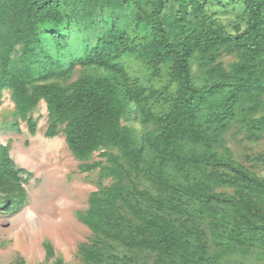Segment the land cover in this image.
Here are the masks:
<instances>
[{"label":"trees","instance_id":"trees-1","mask_svg":"<svg viewBox=\"0 0 264 264\" xmlns=\"http://www.w3.org/2000/svg\"><path fill=\"white\" fill-rule=\"evenodd\" d=\"M216 1L0 0V100L4 90L12 89L17 108L28 111L45 99L57 119L52 131L59 124L66 125L68 146L79 160L101 148H119L128 162H135V170L145 169L157 186L158 197L136 189L157 209L181 214L177 205L165 204L162 194L179 202L186 197L203 206H237L240 226L231 242L237 247L254 246L264 236V180L241 166L221 161L215 153L190 155L186 149L190 144L209 149L223 145L221 136L236 119L250 140L264 133V0H244L246 23L234 34L225 33L208 14ZM144 6L149 7L148 13ZM168 8L171 13H166ZM99 10L104 12L102 16L109 11L113 14L98 24ZM223 51L235 53L241 60L234 64L230 89L217 103L212 94L226 85L218 84L211 91L201 89L194 82L192 69L196 64L205 77L220 78L223 69L213 63ZM14 56L21 66L15 73L11 70ZM131 58L145 65L161 85L146 87L130 70ZM78 64L87 73L70 88L62 86ZM91 70L102 74L93 75ZM135 110L143 122L158 125L152 161L147 163L134 130L122 128L120 123ZM169 166L198 171L195 181L184 189L171 184ZM122 168L117 166L118 178L123 176ZM18 175L8 148L0 146V191L8 202L12 198L22 202L27 196ZM213 185L232 187L238 200L213 193ZM122 189L115 183L112 194L95 193L86 218L90 226L101 227L110 237L116 236L115 199ZM124 207L162 251L199 261L189 253L192 240L188 233L173 221L131 202H124ZM102 219L107 220L105 226ZM126 242L135 247L148 244L136 236ZM204 253L197 256L206 261Z\"/></svg>","mask_w":264,"mask_h":264},{"label":"rangeland","instance_id":"rangeland-1","mask_svg":"<svg viewBox=\"0 0 264 264\" xmlns=\"http://www.w3.org/2000/svg\"><path fill=\"white\" fill-rule=\"evenodd\" d=\"M244 8V0H217L207 11L225 33L234 34L238 29H244ZM143 11L148 13L149 7L144 6ZM171 12L170 8L166 10V13ZM103 13L98 11L101 15L96 20L98 24L109 20V15L113 14L109 11L102 16ZM134 25L135 22L130 27ZM2 45L3 42H0V49ZM17 57H13V73L21 67ZM240 60L239 55L223 51L213 63V66L223 69L220 78L216 75L205 77L194 64L192 74L195 84L206 91H211L218 84L226 85L212 94L213 102L218 103L230 89L228 83L232 82L234 64ZM261 61L264 66V56ZM128 64L134 75L146 83V87L161 85L140 61L131 58ZM85 73L78 64L70 78L62 81L61 85L70 88ZM90 73L102 74L95 70ZM133 114L121 118V127L134 130L138 147L143 149L147 163L152 161L158 125L143 122L137 110ZM56 120L50 114L45 99H40L31 110L20 111L13 90L3 91L0 100V146L8 148L9 158L19 172V180L27 196L22 202L16 198L8 202L4 191H0V264H264V236L263 241L254 246L244 244L246 246L237 247L231 242L236 239L235 234L238 233L235 231L240 226L237 224L240 215L236 212L237 206L230 203L203 206L186 197L184 202H179L168 194H162L165 204L177 205L181 214L157 209L136 193L137 189L156 197L160 194L145 169L136 171L135 162H128L123 152L114 146L101 148L86 160H79L68 146L66 125L59 124L52 131ZM221 137L223 145L216 144L209 149L203 144H190L186 149L190 155L215 153L221 161L241 166L251 175L264 180V133L258 139L250 140L236 119ZM117 164L124 169L121 178H118ZM142 166L143 163L139 164V167ZM168 172L172 176L171 184L183 185V189L195 181L198 173L188 166H169ZM115 183L121 184L123 189L115 199L118 212L113 219L118 216V225L113 228V234L116 236L110 237L101 227L90 226L86 218L92 209L93 195L103 191L110 193ZM211 189L213 193L223 194L234 202L238 200L232 187L213 185ZM126 201L153 214L163 215L181 231L188 233L187 237L192 240L189 253L199 261H188L162 251L144 225L126 210ZM100 222L105 226L107 220ZM133 236L145 239L148 244L141 247L128 245L127 239ZM202 249L206 261L197 256L198 252H203Z\"/></svg>","mask_w":264,"mask_h":264}]
</instances>
